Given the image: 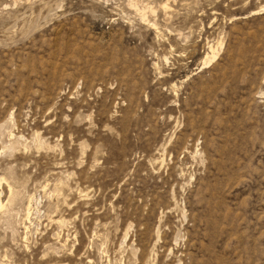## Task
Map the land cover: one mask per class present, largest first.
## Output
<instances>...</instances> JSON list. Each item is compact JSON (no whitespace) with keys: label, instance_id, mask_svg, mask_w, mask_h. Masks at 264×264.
Masks as SVG:
<instances>
[{"label":"rangeland","instance_id":"rangeland-1","mask_svg":"<svg viewBox=\"0 0 264 264\" xmlns=\"http://www.w3.org/2000/svg\"><path fill=\"white\" fill-rule=\"evenodd\" d=\"M0 178V264H264V0H0Z\"/></svg>","mask_w":264,"mask_h":264},{"label":"bare ground","instance_id":"bare-ground-1","mask_svg":"<svg viewBox=\"0 0 264 264\" xmlns=\"http://www.w3.org/2000/svg\"><path fill=\"white\" fill-rule=\"evenodd\" d=\"M256 12V11H255ZM255 12H253V13H255ZM252 13V14H253ZM214 50V49H213ZM212 53V55L210 56V59L209 60H211V62L213 61V60H215V58H216V53L215 52H211ZM218 53V52H217ZM208 57V56H207ZM206 59V58H205ZM208 59V58H207ZM10 138V137H9ZM11 143H12V141H11ZM10 143V145H9V149H12L13 147L11 146L12 144ZM14 145V144H13ZM5 147H6V145H5ZM17 148V147H16ZM7 174V173H6ZM7 177V176H6ZM17 176L15 175H13V173H11L10 171H8V181H7V179H5V184H6V189H7V191H8V194H9V200H10V202H12V201H14L15 200V198H16V192L13 190V189H15L14 188V185H15V183H16V178ZM1 179V178H0ZM18 181V180H17ZM18 183H19V181H18ZM17 186V185H16ZM18 188V187H17ZM19 189V188H18ZM17 189V190H18ZM19 194V193H18ZM8 198V197H7ZM6 198V199H7ZM33 199V198H32ZM31 200V199H30ZM16 201V200H15ZM9 202V201H8ZM7 202V203H8ZM13 203V202H12ZM30 204V201L28 202V206H27V208H26V215H28L29 214V205ZM7 205V204H6ZM5 206V203H2L1 201H0V209H2L3 207ZM10 206V205H9ZM11 206H12V204H11ZM62 221H60V223H61Z\"/></svg>","mask_w":264,"mask_h":264}]
</instances>
